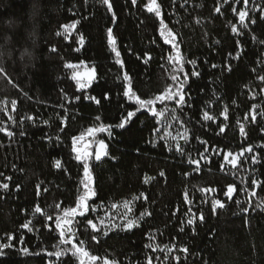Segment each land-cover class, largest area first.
I'll return each mask as SVG.
<instances>
[{
	"label": "trees",
	"instance_id": "1",
	"mask_svg": "<svg viewBox=\"0 0 264 264\" xmlns=\"http://www.w3.org/2000/svg\"><path fill=\"white\" fill-rule=\"evenodd\" d=\"M155 2L0 0V264H80L73 245L114 264H264V0ZM69 64L96 70L89 90ZM184 73L183 104L116 127L136 111L125 91L175 93Z\"/></svg>",
	"mask_w": 264,
	"mask_h": 264
},
{
	"label": "snow or ice",
	"instance_id": "2",
	"mask_svg": "<svg viewBox=\"0 0 264 264\" xmlns=\"http://www.w3.org/2000/svg\"><path fill=\"white\" fill-rule=\"evenodd\" d=\"M103 2L105 4H108L109 9H111V4L109 3V0H103ZM132 3L135 4L136 0H132ZM245 3H247V0H245ZM147 11L148 12H154L157 16L160 15L159 5L156 4L155 0H151V3L149 4V6L147 8ZM217 11H220V9L217 8ZM233 11H235V10H233ZM246 17H247V12H245V11L239 12V19H240L242 24L244 23ZM252 22H255V21L253 20ZM244 26L247 27L246 24ZM71 27L74 29L76 27V25L72 24ZM232 31L236 32L237 30L235 28H233ZM108 38H109V43L112 45V52H114L116 57L119 58L120 57V52L116 48V40L113 37L111 29L108 30ZM83 42H84V38L81 36L80 37V44L83 45ZM53 51H55V49H53ZM235 58H239L238 55ZM176 59L179 60V55L176 57ZM117 63H121V61L119 59H117ZM189 63H193L194 64L195 62L194 61H189ZM67 67L75 68L76 66L69 64V65H67ZM212 67L215 68V67H217V65H212ZM228 70L230 71L231 68H229ZM177 71L178 72H183L184 71L183 65L178 67ZM94 73H95V70L93 69L92 73L89 75L90 79L92 77H94ZM192 75L196 76V75H199V73L198 72H192ZM184 76H185L184 81H180L177 76H173L172 77V79L177 81V83L179 84V87H178V89H177V91L175 93H172V92L169 91V92H166V93H164L162 95L156 96L154 99H142L140 96L135 95V93L131 92V89H129V91H125L124 95L128 96L130 99L134 96L135 105L137 107H136V111H128L126 117H124L122 119V121L119 124L116 125V127L124 128L126 126V124L131 122V118L136 115V112H138V111H140L141 109H144V108H147L149 111H151L153 116L158 115L159 113H157L154 110V108H153V106L157 102H159L160 104H163L167 100L176 99L177 103L183 104L184 101H185V95L183 93V88H184V85H185V83L187 81V73H184ZM74 78L75 79H79V74L74 76ZM125 79L129 80L130 78L128 76H125ZM260 79L264 80V77H261ZM83 86L84 85L81 84V87H83ZM77 99H79V98H77ZM92 99L95 100V97H92ZM96 103L99 104L100 101L96 100ZM254 118L255 117H253V119ZM97 119H99V117H97ZM205 119L211 120L212 117L208 116L207 114H205ZM109 127H111V126H109ZM101 130H105V129H101ZM0 131H3V129H0ZM91 131H95V130L93 129V130H90V132ZM221 131H223V129H221ZM243 131H244V129L241 126V132L243 133ZM7 134L9 136L12 135L11 132H8ZM74 143H75V141H74ZM100 149L101 150L106 149V145L101 143L100 144ZM247 151L251 152L252 149L249 148ZM105 154H107V153L105 152ZM85 155H87V154H85ZM231 155L232 154L229 153V156H231ZM95 159L96 160H100L101 159V155L99 154V152L97 153ZM57 167H59V163L57 164ZM84 175H85V177H90V172H89V169H88V165L86 163L84 165ZM161 175H163V173H161ZM0 187H2L4 189H7L8 185L5 183L3 185H0ZM85 189H86V191L80 197L79 205L76 208H72V209H70V210H68V211H66L64 213V217H65L64 224L65 225H67L69 223V219H68L69 217L75 216L77 214L79 216H84L85 213L88 211L89 205H88L87 201L89 200V198L91 196H94L95 193L90 188H88L87 184H85ZM229 191L231 192V189H229ZM214 203H215V205H218L220 208L224 207V205L220 202V200H216ZM36 212H40V208L39 207L36 208ZM201 219H203V217H201ZM91 222L92 221H91L90 218L86 220V223H91ZM133 226H134V222L133 221H129L128 224L126 225V227L129 228V229L132 228ZM25 227H27V225H25ZM56 227L60 228V236L64 237L65 234H66L67 229L62 227L59 221L56 222ZM93 228H95L94 224H93ZM105 235H106V233H105ZM93 239H95V237H93ZM69 242L70 241H68V240H63V239L61 240V243H64V244H67ZM7 247H10V245H7V244L0 245V250H2L3 248H7ZM73 249H74L73 255L79 257L80 264H96L97 261H101V264H110V262L107 259H102L101 257L92 255L88 251H86V250H84L82 248H76L75 245H73ZM23 251L27 252V249H23ZM0 254H3L2 251H0ZM54 254L57 257H60L64 253H63V251H57L56 253H52V252L48 253L49 256L54 255ZM111 264H114V262H111Z\"/></svg>",
	"mask_w": 264,
	"mask_h": 264
},
{
	"label": "rangeland",
	"instance_id": "3",
	"mask_svg": "<svg viewBox=\"0 0 264 264\" xmlns=\"http://www.w3.org/2000/svg\"><path fill=\"white\" fill-rule=\"evenodd\" d=\"M163 35L166 38L168 43H170L174 46L176 45V38L170 32H168L166 29L163 31ZM74 66H76V67L72 68L74 71L73 79L77 82L79 89L81 91L89 90L97 79L96 70L94 69L95 70L94 77H92L90 79L89 75L92 73L93 68H88L87 66H85V64H74ZM77 74H79V79L74 78V76H76ZM81 84H83L84 86L81 87ZM87 137L88 138H86L84 141H79V147H78V153L81 154V156H85V157H87L91 153V151H92L91 147L94 146V145H92L93 144V142H92L93 136L90 135ZM98 152L101 156L104 154V150L100 149V144H98ZM85 154H87V155H85ZM230 158H231V156L227 155V159L229 160ZM236 161H237V158H236L235 162ZM109 262L111 264V261H109Z\"/></svg>",
	"mask_w": 264,
	"mask_h": 264
}]
</instances>
